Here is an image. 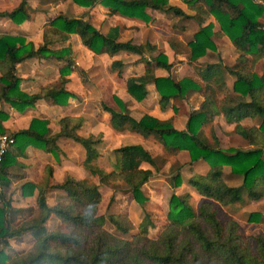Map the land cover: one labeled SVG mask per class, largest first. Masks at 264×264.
<instances>
[{
    "label": "trees",
    "instance_id": "obj_1",
    "mask_svg": "<svg viewBox=\"0 0 264 264\" xmlns=\"http://www.w3.org/2000/svg\"><path fill=\"white\" fill-rule=\"evenodd\" d=\"M84 3L86 0H77ZM195 9L187 15L200 24L202 17L211 14L218 24L215 31L224 34L237 51L236 61L225 65L221 61L207 62L197 66V74L203 81L199 84L189 76L174 80L170 76H153L146 72L140 76L125 78V89L136 100L144 97V83L150 79L159 94V104L163 106L171 97L182 96L188 89H197L202 100L197 108L190 110L183 129H177L168 120L150 114H142L138 119L124 112L123 102L113 95L119 111L106 105L102 108L110 113L114 127L128 126L146 136L155 134L169 151L186 150L190 160L202 159L207 168L204 172L191 174L187 181L196 192L212 201L227 206L244 200H256L264 196V69H253V65L264 57V0H183ZM110 12L136 16L148 20L143 12L145 6L183 14L167 3V0H98ZM25 0L9 11H0V16H8L15 23L28 17ZM76 33L87 48L95 53L109 55L124 49L140 54L146 62L169 68L170 63L162 53L146 59L144 54L152 48L149 43H132L116 40V28L106 33L100 32L91 23L79 17L57 14L49 19L42 29V44L33 48L29 41L20 35L0 34V101L8 103L18 111L32 106L38 98L44 97L51 103L66 104L73 93L65 88L72 62L67 48H51L53 41L64 40L69 33ZM211 23L200 25L188 42L187 59L195 61L207 48L214 49L210 38ZM54 56L65 59L59 67V75L52 83L40 86L38 92L27 93L18 86L19 77L15 64L29 56ZM249 60L251 69L243 64ZM121 61L113 59L110 67L120 73ZM233 76L231 86L225 82V75ZM219 95V96H218ZM221 113L227 122H233L232 130L248 144L249 149H223L209 143L201 132L202 125L211 122ZM6 113L0 110V120ZM243 117H259L257 125L239 123ZM45 118L32 117L25 128L7 134L13 142L4 152L0 161V189L9 183L8 169L17 163L15 156L24 154L27 145H34L55 153L58 149L55 139L66 136L78 142L86 157H96L95 144L98 135L83 136L75 129L80 119L63 115L57 119L59 129L47 134ZM5 128L0 123V133ZM6 133V132H5ZM114 168L104 170L94 167L100 182L109 183L121 180L130 191L135 202L142 204L146 197L141 185L150 177L152 170L142 167V162L155 164L153 156L140 144H124L113 149ZM18 164V163H17ZM228 165L232 174L240 175L241 181L231 185L224 180L223 166ZM9 174H11L9 172ZM12 175V174H11ZM51 167L44 165L37 181L25 180L20 185L22 195H29L36 188L37 212L18 225L8 223L7 212L11 205L0 190V264H264V238L254 235V248L242 241L235 232L237 223L228 219L222 224L203 201L194 210L188 202V194L171 193L167 201L166 222L157 238L147 239L150 216L144 212L138 222L134 241L116 238L102 227L104 216L96 214V204L100 199L98 185L86 178H76L69 174L59 182L50 181ZM178 183V173L173 176ZM50 188L59 189L63 197L53 204L46 202V192ZM60 220L62 227L49 230L45 221L49 216ZM259 213L252 211L248 220H257ZM107 219L120 232H127L132 224L122 213H110ZM63 226H66L64 228ZM27 232L32 244L24 251L7 252V239Z\"/></svg>",
    "mask_w": 264,
    "mask_h": 264
},
{
    "label": "rangeland",
    "instance_id": "obj_2",
    "mask_svg": "<svg viewBox=\"0 0 264 264\" xmlns=\"http://www.w3.org/2000/svg\"><path fill=\"white\" fill-rule=\"evenodd\" d=\"M38 4H44V1H40ZM68 8L69 6L67 5L66 9ZM88 18L101 30H106L110 24H117L120 27L118 35L120 39H130L136 42L150 40L154 42L158 48L150 55H156L159 51L162 54L164 53L167 61L172 62L168 69L156 68L154 72L168 74L174 79H180L181 76H189L195 80V77L198 76L196 67L202 66L209 61L219 60L229 66L236 61L237 51L229 42L228 37L221 36L224 34L218 33H214V35L211 32L210 38L213 41L214 49L207 48L208 50L206 49L207 51L204 55L193 61V67L190 66V63L188 64L187 62L188 42L193 39V35L199 27L192 22H188L186 23V29L183 31L172 29V23L177 19L174 16L165 17L163 15L153 23H149L151 22L149 21L143 24H141L142 22L135 24L133 21H125L118 17H106L99 9H93V13ZM210 23L212 31L213 23ZM217 25L216 22L214 27H217ZM174 50H177L176 55ZM113 58H118L124 63L120 74H117V71L109 65L110 60ZM77 60L81 64L83 72L80 75L78 72L75 73L77 82L75 81L71 86L78 92V96L70 99L66 108H57L52 110L51 114L59 115L66 111L81 113L84 115L85 121V126L81 132L86 134L90 131H100L103 140L97 148L99 154L95 159H73L72 157L79 156L80 150L69 147L67 153L62 150L59 154L52 155L54 159L49 160L53 164L60 165V160L65 158L67 165L65 169L70 170L75 175L80 174L88 181L98 185L100 199L96 204V214L104 216L101 227L116 238L134 241L132 236L137 232L138 222L143 213L147 212L150 216L151 224L147 227L146 237L149 240L155 239L166 222L165 214L169 195L171 193H187L188 202L194 210H197L201 202L207 201L210 209L214 210L215 216L222 224L228 219H233L237 223L235 232L252 250L254 248V235L261 234L264 238V196L256 200L244 198L239 203L224 206L199 195L189 185L187 179L193 173L206 170L207 164L204 160H190L187 151L183 149L171 152L163 146L155 134L143 138L131 130L126 122H123L122 126H120L121 128L117 129L108 121L107 112L102 110V105L105 104L119 111V107L112 96V92H114L124 101V112L127 115L137 118L142 113H151L160 119L168 120L176 128H182L190 110L201 101V96L198 93L187 90L181 97L178 96L173 99V102H171L172 107L168 106L164 110L157 101L158 95L151 89L141 101H134L124 92V78L126 76L137 77L148 70V66L143 65V61L139 60V58L137 59V55L119 52L114 56L107 57L80 50ZM243 66L245 69H251L248 59ZM252 68L264 69V58L256 62ZM232 79V75H225V82L228 86H231ZM240 122L244 125H257L259 117L243 118ZM232 126V123H224L223 119L218 115L211 122L202 125L201 132L209 143L220 147L224 153H229L230 149L244 150L251 148L252 145L235 133L232 130ZM132 142H140L155 160V164L141 163L142 167H149L152 170L150 177L141 185L142 193L146 197L142 204L135 202L127 186L121 180L113 181L114 187H112L109 183L100 182L98 175L92 171L96 166L104 170L114 168L116 156L113 151L114 147ZM39 164L37 160H35L34 164H30L27 172L29 178L39 174L41 167ZM223 171L226 183L235 185L241 181L240 175L230 173L228 165L223 166ZM176 173H178L177 184L173 180V176ZM53 179L58 180L56 176ZM20 183L21 180L14 181L7 189H1L4 198L8 199L11 205L6 217L8 223L12 226L18 225L22 220L37 212L35 195H21L18 187ZM62 197V192L58 190L46 192L48 204H53ZM252 211L259 213L257 220H248L247 217ZM110 213L126 215L132 224L131 228L124 233L117 230L107 219ZM45 225L49 230L58 226L62 227L60 220L52 215L46 219ZM63 227L66 228V226ZM7 241L8 246H3L7 252L24 251L33 242L31 235L27 232L11 236Z\"/></svg>",
    "mask_w": 264,
    "mask_h": 264
},
{
    "label": "crops",
    "instance_id": "obj_3",
    "mask_svg": "<svg viewBox=\"0 0 264 264\" xmlns=\"http://www.w3.org/2000/svg\"><path fill=\"white\" fill-rule=\"evenodd\" d=\"M25 1H26L25 9L28 13V17L25 18L20 23H15L12 20H10V18L8 16H5V15L0 16V34L1 33H8V34H12V35H20L24 38L25 41H29L32 44L33 48H36L37 46L42 44V29H43L44 24L49 19H51L53 16H55L59 13L64 14V15L69 16V17L70 16L79 17L83 20H86L102 33H106L107 31H111L112 28H116V35L115 36H116V40H118V41H127L128 40V41H130L132 43H136V44H138V43H149L152 46V48L148 51V53L144 54L146 59H149V57L154 56V55H150V54L158 48V46L154 42H152L150 40H142V41L136 42V41H133L130 39H120L118 36L119 32H120V27L117 24H110L106 28V30H101L96 25H94V23H92L88 18V16L91 15V13H93V9H99V11H102L106 17H109V18L118 17V18H122L125 21H131V22L133 21V22H135V24H139L141 22H142L141 24H143V23L149 22V21H151L149 23H153V22H156L158 20V18L160 16H163V15L165 17H173L174 16L177 19L172 23V29H175L177 31H183L184 29H186V23H188V22H192V23L196 24L197 27H199L200 25H204L208 22H212L213 27H214L215 23H216L214 20V17L208 13L202 17L201 23L198 24L194 20V18L187 16V15H193L195 13V9L192 7H189L183 0H167L168 4H170L171 6L179 8L183 12V14L175 13L172 10L164 11V10L152 8L149 6H145L143 8V12L146 16H148V20H144L143 18L136 17V16H127V15L119 14L117 12H110L108 10V8L106 6L101 5L98 2V0H86V2H84V3H81V2L79 3L77 0H25ZM40 1L41 2L44 1V4L39 5L38 3ZM18 2H19V0H0V11H9L11 8L15 7L18 4ZM67 5L69 6L68 9H66ZM213 27H212V32H213L212 34L216 33L215 31L217 30L218 25H217V27H214V28ZM9 29H12V30H9ZM221 36H226V35H221ZM229 42H230V40H229ZM50 47L55 48V49L60 48V47H64V48H67L69 51L70 58L72 60V62L70 64L71 70L65 75L67 77V80H66L64 85H65L66 89H68L69 91H71L73 93V95L69 96L67 98L66 104L51 103L48 100H46V98L41 97V98L36 99L32 106H27L22 111H18L16 109H14L13 107H11L8 103H6L4 101H0V110L3 111L4 113H6V117L4 119H1L0 123L5 128L6 133L20 129V128L27 127L30 119L32 117H36V118H45L47 120V122H46V126L48 127L47 134H52V133H55L59 129V125L56 122L57 119L63 115H69V116H74V117H77L80 119V125L75 129V131L78 134L83 135V136H87L89 134L99 136L100 140L97 144H95V148L97 150V148L101 144L103 138L101 136L100 131H97V132L90 131V132H87L86 134H83L81 132V130L85 126L84 115H82L81 113L67 112V111L63 112L59 115H52L51 114L52 110H55L57 108H66L69 100L72 98H76L78 96V92H76L75 89H73L71 85H73L75 83V81L77 82V79H76L77 77H76L75 73L78 72V74L80 75L83 72L81 70V64L77 60L80 50L81 51L85 50L91 54H95L98 56L99 55L100 56L105 55L107 57L114 56L115 54H117L119 52H126V53L135 54V55H137V59L139 58V60L143 61V65L148 66V70L145 71L144 73L150 72L153 76H168V74L157 73V72L155 73L154 72V70L156 68H161V69H165V70L168 68L158 66L153 61H150L148 63L145 61V59L143 57L140 56V54L135 53V52H131V51L121 49V50H118L117 52H115L111 55H109L105 52L95 53V52L91 51L89 48H87L84 44H82L78 35L74 32L69 33L68 37L65 38L64 40L53 41L50 44ZM158 53H161V52L158 51ZM176 53H177V50H174L175 55H176ZM200 57H198L196 60H198ZM113 59H118V58H113ZM113 59H111V60H113ZM111 60H110V62H111ZM118 60H120V59H118ZM110 62H109V65H110ZM167 62L170 63V65H169V67H170L172 65V62L171 61H167ZM187 62H188V64L190 63L189 65L193 67V65H192L193 61L192 60L189 61L187 59ZM209 62H214V61H209ZM64 63H65V59H63V58L58 59L54 56H47L46 57V56H34V55L26 57V58L20 60L19 62H16L15 73L19 77V83H18L19 88L21 90L27 92V93L38 92L40 86L48 84V83H52L56 80V78L59 75V67L62 66ZM121 63H122V65L120 68V73H121L122 67L124 66V63L122 61H121ZM126 77H128V76H126ZM125 78H124V92L130 98H132L134 101H141L150 92V89H151V90H153V92H155L158 95L157 101L159 103V94L156 91L154 82L152 80L148 79L144 83L146 93H145L143 98H141L140 100H136L134 97H132L126 91V89H125ZM178 79H174V80H178ZM195 80L197 82H199V84H202V82H203L199 76H196ZM188 91L189 92L193 91L195 93H198L201 96V100H202V98H203L202 94L197 89H188ZM113 95H116L124 104V101L121 99L120 96H118L116 93L112 92V96ZM179 97H181V96H179ZM174 98L175 97L169 98V100L161 107L165 110V108H167L168 106H171V102H173ZM103 105H105V104H103ZM198 105L194 108H197ZM108 107H110V106H108ZM110 108L114 109L113 107H110ZM102 110L107 112L108 121H110L109 120L110 119L109 111L104 109V108H102ZM142 114H144V113H142ZM146 114H150L152 116H155L151 113H146ZM218 115L220 116V118L223 119L224 123H232V125L234 124L233 122H227L221 113H218L215 116H218ZM139 117H137V118L132 117V118L138 119ZM155 117H157V116H155ZM157 118H159V117H157ZM243 118H253V117H243ZM243 118H241V119H243ZM186 119H187V117H186ZM186 119L184 120L183 127L177 128V129H183L184 128ZM241 119L239 120V123H241L240 122ZM21 121H23V122L21 123ZM249 125H253V124H249ZM115 128L118 129L121 127H115ZM134 132H136V131H134ZM136 133L143 138L147 137L148 135H151V134H148L146 136H143L139 132H136ZM135 143L141 145L140 142H132V143H127V144H135ZM55 144L58 147V149L55 151V153L48 151V150H45V149L38 147V146L27 145L24 149V154L15 156V159H16L18 164L16 163V165L12 164L9 166L8 174H7L9 177V183L7 186L3 187L2 190L7 189L11 185V183L14 181L21 180V183H23L25 180H30V181H34V182L37 181L42 174V170H43L44 165H49L51 167L50 181L52 183L59 182V181L63 180L67 174H69L73 177H76V178H82V176L80 174L75 175L70 170L65 169L67 166L65 163V161H66L65 158L60 160V163H61L60 165L53 164L49 160V159H54L52 155H57V153L59 154L60 152H62V150L67 153L69 147H73V149L77 148V150H80L79 156L78 157H72L73 159H82V160L83 159L84 160L95 159L99 154V152L97 150L98 154L96 157H93V158L86 157L85 152H84V148L78 142H76L72 138L66 137V136H58L55 139ZM122 145H124V144H122ZM118 146H121V145H118ZM118 146H116V147H118ZM143 148H145V147H143ZM35 160H37L40 163L39 165H41V167L39 169L40 170L39 174L35 177L29 178L27 175L28 168L30 167V164H34ZM82 160H81V163H82ZM9 172L12 175L9 174ZM55 176H56V178H58V180L53 179V177H55ZM21 183L18 186L19 191H20ZM50 190H58V191L62 192L61 190L55 189V188H50L47 190V192ZM36 192H37V190H36V188H34L32 190L31 194L36 195ZM20 194H21V192H20ZM62 195H63V192H62ZM23 196H28V195H23Z\"/></svg>",
    "mask_w": 264,
    "mask_h": 264
},
{
    "label": "built area",
    "instance_id": "obj_4",
    "mask_svg": "<svg viewBox=\"0 0 264 264\" xmlns=\"http://www.w3.org/2000/svg\"><path fill=\"white\" fill-rule=\"evenodd\" d=\"M12 142H13V138L10 135H8L5 132L0 133V161L2 159L4 152L7 150V148L10 146Z\"/></svg>",
    "mask_w": 264,
    "mask_h": 264
}]
</instances>
